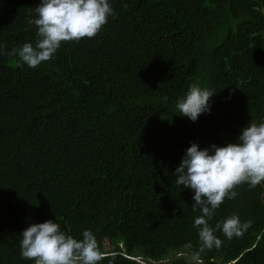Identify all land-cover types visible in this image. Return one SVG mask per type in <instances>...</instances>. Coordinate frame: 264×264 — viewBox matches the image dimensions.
Returning <instances> with one entry per match:
<instances>
[{
	"label": "trees",
	"instance_id": "trees-1",
	"mask_svg": "<svg viewBox=\"0 0 264 264\" xmlns=\"http://www.w3.org/2000/svg\"><path fill=\"white\" fill-rule=\"evenodd\" d=\"M39 2L0 0L7 50L35 43ZM110 3L101 31L35 68L0 55V264H34L20 233L50 219L91 230L99 264H264V182L237 185L209 221L250 226L218 230L220 247L193 261L201 213L174 174L192 142L235 143L264 120V0ZM192 84L215 94L196 122L176 108Z\"/></svg>",
	"mask_w": 264,
	"mask_h": 264
},
{
	"label": "clouds",
	"instance_id": "clouds-1",
	"mask_svg": "<svg viewBox=\"0 0 264 264\" xmlns=\"http://www.w3.org/2000/svg\"><path fill=\"white\" fill-rule=\"evenodd\" d=\"M34 10L36 18L29 20V26L36 27L34 44L25 42L7 50L0 43V55L18 56L30 68L53 58L63 42L94 37L114 14L110 0H40ZM214 95L206 87L190 85L185 95L177 99L179 115L196 122L202 114H210ZM174 174L178 185L192 191V209H199L201 213L193 224L200 242L199 251L191 257L195 261L205 249L220 247L218 230L231 239L240 236L251 224V221L242 222L237 214L217 222L214 227L209 221L225 198L236 197L237 185L247 183L255 187L264 182V120L250 121L240 130L235 143L224 146L213 143L201 148L192 142ZM20 236V255L34 264H99L101 259L91 230H84L78 239L50 219L29 223Z\"/></svg>",
	"mask_w": 264,
	"mask_h": 264
},
{
	"label": "rangeland",
	"instance_id": "rangeland-1",
	"mask_svg": "<svg viewBox=\"0 0 264 264\" xmlns=\"http://www.w3.org/2000/svg\"><path fill=\"white\" fill-rule=\"evenodd\" d=\"M166 262V261H165ZM163 264H165V263H163Z\"/></svg>",
	"mask_w": 264,
	"mask_h": 264
}]
</instances>
